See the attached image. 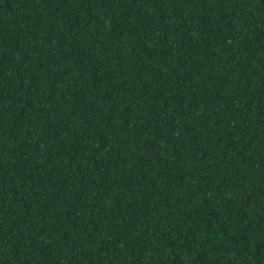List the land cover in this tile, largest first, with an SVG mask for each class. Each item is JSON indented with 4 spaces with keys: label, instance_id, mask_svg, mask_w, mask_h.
Returning a JSON list of instances; mask_svg holds the SVG:
<instances>
[{
    "label": "trees",
    "instance_id": "trees-1",
    "mask_svg": "<svg viewBox=\"0 0 264 264\" xmlns=\"http://www.w3.org/2000/svg\"><path fill=\"white\" fill-rule=\"evenodd\" d=\"M0 264H264V0H0Z\"/></svg>",
    "mask_w": 264,
    "mask_h": 264
}]
</instances>
